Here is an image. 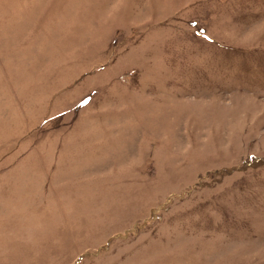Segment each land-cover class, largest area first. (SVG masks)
Here are the masks:
<instances>
[{
    "label": "rangeland",
    "instance_id": "374dc122",
    "mask_svg": "<svg viewBox=\"0 0 264 264\" xmlns=\"http://www.w3.org/2000/svg\"><path fill=\"white\" fill-rule=\"evenodd\" d=\"M0 264H264V0H0Z\"/></svg>",
    "mask_w": 264,
    "mask_h": 264
}]
</instances>
